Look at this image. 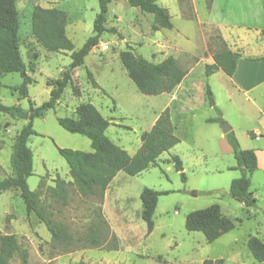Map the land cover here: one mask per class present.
I'll list each match as a JSON object with an SVG mask.
<instances>
[{
    "label": "rangeland",
    "instance_id": "374dc122",
    "mask_svg": "<svg viewBox=\"0 0 264 264\" xmlns=\"http://www.w3.org/2000/svg\"><path fill=\"white\" fill-rule=\"evenodd\" d=\"M16 1L20 49L34 80L28 86L32 103L39 106L48 100L54 82L62 78L66 69L71 71V81L56 108L34 119L37 133L28 141L34 169L28 184L38 194L42 216L27 210L19 189L0 193V236L13 233L18 239L9 264H203L206 259L219 258L224 259L223 264H264L255 259L248 246L251 236L264 242V177L257 172L251 178L256 206H244L233 198L230 185L242 175V170L235 168L238 162L234 153L225 151L220 139L223 123L228 122L235 126L242 148L262 144L252 131L264 132V118L259 117L264 96L254 97V103L231 86L224 72L207 77L203 67L214 52L229 45L241 43L248 52L264 51V38L256 29L240 24L233 28L236 33L224 37L221 30L208 24L212 0H157L169 9L174 27L154 31L153 14L142 12L127 0H112L105 24L115 30L101 35L83 65L70 68L72 51H49L32 34L33 7L39 4L67 11V33L78 50L94 34L99 0ZM227 17L222 16L227 21H244L239 16ZM246 21L254 22L252 18ZM126 50L155 63L177 56L187 71L195 68L187 80V101L195 111L182 110L184 101L180 96L170 108L171 123L179 126L178 134L189 133L193 137L182 138L156 165L138 175L120 171L102 200L80 193L58 150L63 147L92 151L91 139L65 130L58 117L76 116L79 104L91 102L110 119L108 136L134 155L141 146V134L151 128L169 95L140 92L123 64L121 55ZM22 81L19 72L0 74V100L4 104L29 108V99L22 98L17 89ZM207 85L222 112L221 121H208L220 113L208 103ZM26 123V119L0 112V179L14 175L17 136ZM174 155L183 159L185 179L171 160ZM218 168L222 171L218 172ZM59 179L64 180L61 186ZM146 187L161 192L150 234L142 218L141 193ZM215 203L221 204L228 216L241 220L233 230L208 242L202 231L187 229L186 217L193 210ZM46 220L60 236H53Z\"/></svg>",
    "mask_w": 264,
    "mask_h": 264
},
{
    "label": "trees",
    "instance_id": "16d2710c",
    "mask_svg": "<svg viewBox=\"0 0 264 264\" xmlns=\"http://www.w3.org/2000/svg\"><path fill=\"white\" fill-rule=\"evenodd\" d=\"M112 0H99L100 10L94 21V34L83 46L76 50L75 44L67 34V11L58 7H44L35 5L32 10V34L37 41L49 51H72L70 68L81 66L84 58L99 44L100 37L105 31L115 30L106 26L109 4ZM132 6L140 8L142 12L154 16L152 29L159 31L163 28L172 29L174 24L167 7L161 6L157 0H127ZM19 14L16 0H0V74L19 72L23 76L22 83L17 87L22 98H28L29 108L21 105H6L0 100V112L26 119L27 123L21 128L13 155L14 175L0 179V193L16 188L24 200L28 211H35L42 216L38 207V194L28 184V178L33 174V152L28 145L29 138L36 134L34 119L43 116L49 109H55L65 88L71 81V71L66 69L61 79L54 82L50 98L36 106L29 97V84L33 78L29 75L27 64L20 49ZM264 37V29L261 31ZM122 61L129 77L134 81L140 92L146 95H160L173 91L182 83L188 71L183 68L176 57L170 55L159 63L152 62L130 50L122 52ZM240 53L228 47L222 48L213 54L214 62L206 64L205 75L210 76L222 69L227 75L234 74L237 68ZM37 58V57H36ZM264 59V57H262ZM34 71L33 69H31ZM88 75L95 86L98 82L91 71ZM208 103L217 108L214 93L209 85L206 88ZM175 105V102H174ZM218 109V108H217ZM219 110L218 118L208 121L223 120ZM177 118H181L177 115ZM170 108H166L157 118L155 124L142 133V144L134 155L115 143L107 134L111 125L109 118L91 102L81 103L76 108V116L58 117V123L67 131L78 133L91 139L92 151L58 147L59 153L67 161L70 174L80 193L99 196L104 200L105 192L113 179L120 171L135 176L157 163L160 155L170 150L181 141L175 134V126L171 123ZM226 137L233 148L238 165L235 168L242 170V175L234 178L230 185V195L247 207L257 205V198L251 189V175L258 168V159L253 149L241 147L239 139L232 130ZM172 161L183 178H186L183 161L179 155H174ZM59 186L64 180H58ZM161 192L146 187L141 193L143 204L142 218L147 224L148 234L155 227L154 214ZM239 219L226 215L220 204L215 203L204 209L193 210L187 214L186 227L189 231H202L208 242H213L225 233L233 230ZM49 230L54 237L60 236L46 220ZM97 243L96 238H92ZM248 246L253 256L259 262H264V242L257 236H251ZM18 248V239L15 234L0 236V264H9L10 258ZM224 259H206L203 264H223ZM81 264V263H78Z\"/></svg>",
    "mask_w": 264,
    "mask_h": 264
},
{
    "label": "crops",
    "instance_id": "0c3cea01",
    "mask_svg": "<svg viewBox=\"0 0 264 264\" xmlns=\"http://www.w3.org/2000/svg\"><path fill=\"white\" fill-rule=\"evenodd\" d=\"M209 12H210V18L208 20V24L212 28L214 27L215 29L217 28L218 30H221L224 34L223 35L224 37H226V35L230 36L231 32L236 33L233 30V28L236 25H240V24L244 25L245 28H249V29L252 27L255 28L256 31L258 32V34L262 36L261 31L264 29V0H212V2L210 4ZM222 16H224L225 18H228L227 16H230V17L239 16V17H242L244 19V21L243 20L240 22H238V21H235V22L227 21L224 18H222ZM218 17H221V18H218ZM246 18L247 19L252 18L254 20V22L253 23L249 22V21L247 22ZM163 29H165V28H163ZM228 48H230L231 50H233L235 52H239L241 55L239 60H238L236 71L231 76L227 75L222 69L217 70L215 73L224 72L223 74L228 76L227 80H229V82L231 83V86L235 90H237L238 92H242L245 95V97H247L249 100H253V102L256 103L254 101L255 100L254 97L264 96V59H262V57H264V51L255 52V53L248 52L245 50V47L241 43H239L238 46L229 45ZM214 53H216V52H214ZM213 54L209 58H207V61L204 62L203 67H205L206 64H212L214 62ZM174 57L177 58V56H174ZM194 69L195 68H191L188 70L186 77L184 78V80L182 81V83L179 85V87L177 89H175L174 91H171V92L162 93V95L168 94L169 98H168L167 102L165 103L164 109H162L161 112H158L155 115L154 119L152 120L151 127L155 124L159 115L166 108H168V107L171 108L174 105V102L176 104L178 103L179 96H180L181 100L184 101V105H182V110L186 109L189 112L195 111L193 106L189 105L188 101H187L188 94L190 93V88L188 87L187 80L192 75ZM207 77H209V76H207ZM180 87H181V89H179ZM252 117L255 118V115H253ZM259 117L262 119L264 118V108L263 107H260ZM171 118L173 120L172 113H171ZM178 130H179V126H175V134L177 136H179L181 139L182 138L184 140L185 139H192L193 135H191L189 133H184V135H181V134H178ZM232 130L237 135V131L235 130V126L232 127ZM252 134L257 140H261L262 144H259V146H252V148H249V149H253L255 151V153L257 155V159H258V168L251 175V178L257 172L262 174L264 177V143H263L264 132H259V131L257 132L255 130H253ZM220 139H221V143H222L225 151L232 153L233 148L230 145V143L226 137V134H224L222 132ZM178 144H176V145H178ZM176 145H174L173 147L175 148ZM172 148H170V149H172ZM165 152H163L160 155L158 160L164 155ZM169 159L166 158V160H169ZM158 160H157V163H158ZM171 160H172V158H171ZM182 161H183V159H182ZM183 166H184V162H183ZM217 171L221 172L222 170L220 168H218ZM117 175H116V177H117ZM262 183H263L262 186H264V179H263ZM106 193H108V189L106 190ZM254 195H255V192H254ZM106 198H107V194H106ZM220 206L224 212L225 208L221 204H220ZM262 207L264 210V204ZM236 218L241 220L238 217H236ZM236 218H233V219H236Z\"/></svg>",
    "mask_w": 264,
    "mask_h": 264
},
{
    "label": "water",
    "instance_id": "95a60500",
    "mask_svg": "<svg viewBox=\"0 0 264 264\" xmlns=\"http://www.w3.org/2000/svg\"><path fill=\"white\" fill-rule=\"evenodd\" d=\"M232 131V126L228 122L223 123V133L227 134Z\"/></svg>",
    "mask_w": 264,
    "mask_h": 264
}]
</instances>
